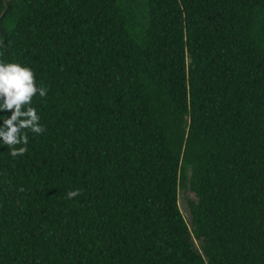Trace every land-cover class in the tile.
Masks as SVG:
<instances>
[{
    "label": "trees",
    "instance_id": "16d2710c",
    "mask_svg": "<svg viewBox=\"0 0 264 264\" xmlns=\"http://www.w3.org/2000/svg\"><path fill=\"white\" fill-rule=\"evenodd\" d=\"M0 59L47 89L0 264H264V0H0Z\"/></svg>",
    "mask_w": 264,
    "mask_h": 264
},
{
    "label": "clouds",
    "instance_id": "9594fccd",
    "mask_svg": "<svg viewBox=\"0 0 264 264\" xmlns=\"http://www.w3.org/2000/svg\"><path fill=\"white\" fill-rule=\"evenodd\" d=\"M46 94L47 89L38 86L32 68L0 59V148L6 146L10 157H20L28 151L29 133L39 136L44 132L32 102L37 95L43 98ZM67 195L73 198L78 192Z\"/></svg>",
    "mask_w": 264,
    "mask_h": 264
},
{
    "label": "rangeland",
    "instance_id": "374dc122",
    "mask_svg": "<svg viewBox=\"0 0 264 264\" xmlns=\"http://www.w3.org/2000/svg\"><path fill=\"white\" fill-rule=\"evenodd\" d=\"M195 201V195L190 191H180L179 198H178V204L179 208L181 210V213L184 216L185 221L189 224L190 217H189V211L187 207V200ZM195 248L197 250H200L201 244L198 241H194Z\"/></svg>",
    "mask_w": 264,
    "mask_h": 264
},
{
    "label": "water",
    "instance_id": "95a60500",
    "mask_svg": "<svg viewBox=\"0 0 264 264\" xmlns=\"http://www.w3.org/2000/svg\"><path fill=\"white\" fill-rule=\"evenodd\" d=\"M3 14V13H2Z\"/></svg>",
    "mask_w": 264,
    "mask_h": 264
}]
</instances>
